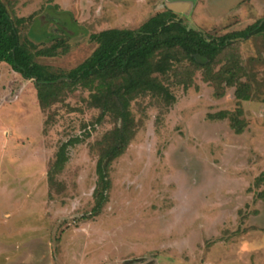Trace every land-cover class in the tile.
<instances>
[{"label":"rangeland","instance_id":"obj_1","mask_svg":"<svg viewBox=\"0 0 264 264\" xmlns=\"http://www.w3.org/2000/svg\"><path fill=\"white\" fill-rule=\"evenodd\" d=\"M0 1L17 17L35 16L27 33L38 50L67 45L66 54L37 58L64 74L94 52L90 35L137 29L173 0ZM189 1L178 19L209 35L264 18V0ZM236 52L250 102L197 72L188 89L175 75L160 77L173 104L151 94L132 103L133 135L110 169L98 216L97 165L120 122H98L81 88L43 110L34 82L0 63V264H264V41H238ZM218 63L216 73L227 61ZM76 138L51 187L60 148Z\"/></svg>","mask_w":264,"mask_h":264},{"label":"trees","instance_id":"obj_2","mask_svg":"<svg viewBox=\"0 0 264 264\" xmlns=\"http://www.w3.org/2000/svg\"><path fill=\"white\" fill-rule=\"evenodd\" d=\"M34 19L33 15L17 17L0 1V63L9 65L24 80L34 82L36 98L43 110L64 100L68 91L81 88L90 92L88 105L100 110L98 122L111 116L121 124L107 136L113 141L112 147L101 143L104 148L97 165L94 216L108 202L110 169L133 135L132 103L150 94L164 98L167 104L175 102L160 77L175 75V83L188 89L194 75L203 72L206 82H222L226 87L236 88L239 102L252 101L251 87L243 82L247 73L241 66L236 45L251 38L264 41V18L241 31L218 37L189 29L177 13L166 9L137 29L106 28L90 35L96 49L82 64L64 74H56L37 61L40 57L55 58L60 52L66 54L69 49L61 41L38 50L27 33ZM222 60L227 64L216 73L214 67ZM217 96L222 97L223 93ZM238 124L236 121L232 128L236 134H242L244 128H237ZM79 143L80 139H71L60 148L48 174L51 187L56 186V177L69 161V149ZM260 197L264 200V193Z\"/></svg>","mask_w":264,"mask_h":264},{"label":"water","instance_id":"obj_3","mask_svg":"<svg viewBox=\"0 0 264 264\" xmlns=\"http://www.w3.org/2000/svg\"><path fill=\"white\" fill-rule=\"evenodd\" d=\"M170 3L168 5L169 10L175 13H184V14H187L195 4L194 1H189V0H173Z\"/></svg>","mask_w":264,"mask_h":264}]
</instances>
